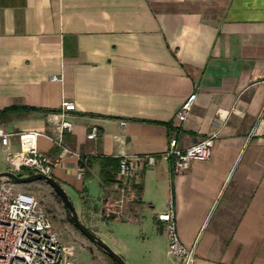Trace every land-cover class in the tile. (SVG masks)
<instances>
[{"label":"crops","instance_id":"1","mask_svg":"<svg viewBox=\"0 0 264 264\" xmlns=\"http://www.w3.org/2000/svg\"><path fill=\"white\" fill-rule=\"evenodd\" d=\"M64 99L76 104L69 148L156 156L138 167L122 214L102 219L116 181L103 183L96 158L78 177L76 155L38 139L78 216L113 222L129 264L132 254L177 264L157 219L170 199L193 264H264V0H0V110L35 107L0 122L48 131L45 112ZM92 125L97 139L87 137ZM216 130L211 157L185 171L159 156L173 137L186 147Z\"/></svg>","mask_w":264,"mask_h":264},{"label":"built area","instance_id":"2","mask_svg":"<svg viewBox=\"0 0 264 264\" xmlns=\"http://www.w3.org/2000/svg\"><path fill=\"white\" fill-rule=\"evenodd\" d=\"M53 79H61L52 75ZM196 98L191 93L177 110L176 115L184 119ZM76 110L72 100L64 99L57 110L45 112L48 131L44 130H10L0 122V145L5 149L6 161L17 169L25 168L31 173L53 174L58 161L39 147L40 136L47 137L60 147L64 154H81L69 148L64 140L65 134L73 130L74 123L68 118ZM127 121L121 120L125 125ZM219 130L186 146L179 145L173 137L168 147L159 156L171 160L175 172L187 170L194 160L209 159L213 153L214 140ZM99 127L92 125L87 134L89 139H97ZM18 140V148H13L12 140ZM89 155V154H86ZM156 161L153 154H125L120 156L116 187L118 196L109 203V211L115 215L122 214V207L133 192L132 180L138 167L150 165ZM84 167L78 165V177ZM113 206V209L111 208ZM157 219L164 223L168 236V252L177 264H193L196 258L195 245L185 244L179 236L174 202L170 199L164 210L157 213ZM0 264H79L72 256L70 245L62 242L60 234L54 227L47 210L31 192L18 188L13 182L0 179Z\"/></svg>","mask_w":264,"mask_h":264},{"label":"rangeland","instance_id":"3","mask_svg":"<svg viewBox=\"0 0 264 264\" xmlns=\"http://www.w3.org/2000/svg\"><path fill=\"white\" fill-rule=\"evenodd\" d=\"M6 153L5 149L0 148V168L4 166L3 161L5 162L6 160ZM15 172L23 173L24 170L21 168ZM16 185L18 188L33 193L38 198L40 204L49 213L54 227L60 234L62 242L66 245H70L72 256L79 264H117L102 247L93 243L69 220L70 216L62 199L48 183L43 180H36ZM117 196V194H111L106 201L109 203L114 202ZM108 208V205L102 206V219L115 217V214L110 212ZM111 208L113 209V206H111ZM79 218L92 230V232L102 238L114 251H116L113 222L97 221L95 223H86L82 219V215H79ZM121 256L126 263L129 264L126 257L123 255ZM129 260L130 264H153L149 262V258L145 255L132 254Z\"/></svg>","mask_w":264,"mask_h":264},{"label":"water","instance_id":"4","mask_svg":"<svg viewBox=\"0 0 264 264\" xmlns=\"http://www.w3.org/2000/svg\"><path fill=\"white\" fill-rule=\"evenodd\" d=\"M2 178L15 184H25L36 180H43L48 183L62 199L73 224L93 243L102 247L117 264H127L119 253L114 251L102 238L92 232V230L79 218L77 210L64 187L53 176L43 173H16L12 170H2L0 171V179Z\"/></svg>","mask_w":264,"mask_h":264},{"label":"trees","instance_id":"5","mask_svg":"<svg viewBox=\"0 0 264 264\" xmlns=\"http://www.w3.org/2000/svg\"><path fill=\"white\" fill-rule=\"evenodd\" d=\"M20 109L30 110V109H35V107L19 106V105H11V106L5 107L4 109L0 110V119ZM94 158H96L100 164V173L102 176L103 183H106V184L114 183L116 181V175L119 170L120 157L104 156V155H100V156L82 155L79 159V164L83 166L84 168L88 167ZM23 170L26 171L25 173H31V171H28L25 168H23ZM69 220L72 222V219L70 217H69Z\"/></svg>","mask_w":264,"mask_h":264}]
</instances>
